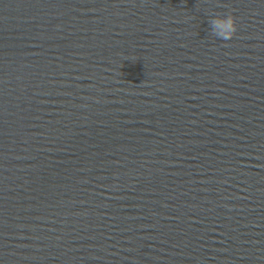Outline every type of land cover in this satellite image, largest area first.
Instances as JSON below:
<instances>
[{
  "label": "water",
  "instance_id": "obj_1",
  "mask_svg": "<svg viewBox=\"0 0 264 264\" xmlns=\"http://www.w3.org/2000/svg\"><path fill=\"white\" fill-rule=\"evenodd\" d=\"M0 264H264V0H0Z\"/></svg>",
  "mask_w": 264,
  "mask_h": 264
},
{
  "label": "clouds",
  "instance_id": "obj_2",
  "mask_svg": "<svg viewBox=\"0 0 264 264\" xmlns=\"http://www.w3.org/2000/svg\"><path fill=\"white\" fill-rule=\"evenodd\" d=\"M212 25L213 28L211 31L218 39H227L232 31H234V25L231 18H227L223 21L219 19H213Z\"/></svg>",
  "mask_w": 264,
  "mask_h": 264
}]
</instances>
